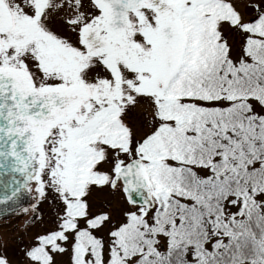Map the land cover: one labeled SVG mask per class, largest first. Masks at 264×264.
<instances>
[{
  "label": "snow or ice",
  "instance_id": "snow-or-ice-1",
  "mask_svg": "<svg viewBox=\"0 0 264 264\" xmlns=\"http://www.w3.org/2000/svg\"><path fill=\"white\" fill-rule=\"evenodd\" d=\"M13 217L0 264H264V0H0Z\"/></svg>",
  "mask_w": 264,
  "mask_h": 264
},
{
  "label": "rangeland",
  "instance_id": "rangeland-1",
  "mask_svg": "<svg viewBox=\"0 0 264 264\" xmlns=\"http://www.w3.org/2000/svg\"><path fill=\"white\" fill-rule=\"evenodd\" d=\"M26 217L21 218L19 221L16 217L11 220L0 221V238H8L10 241L18 235L19 229L22 228V221Z\"/></svg>",
  "mask_w": 264,
  "mask_h": 264
},
{
  "label": "water",
  "instance_id": "water-1",
  "mask_svg": "<svg viewBox=\"0 0 264 264\" xmlns=\"http://www.w3.org/2000/svg\"><path fill=\"white\" fill-rule=\"evenodd\" d=\"M3 179H4L5 181H7L9 178H8L7 176H5V177H3Z\"/></svg>",
  "mask_w": 264,
  "mask_h": 264
}]
</instances>
